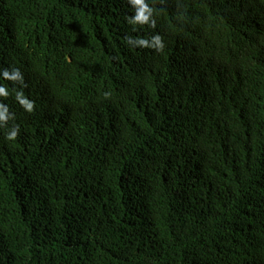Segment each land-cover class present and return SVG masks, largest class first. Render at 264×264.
<instances>
[{
  "label": "trees",
  "instance_id": "trees-1",
  "mask_svg": "<svg viewBox=\"0 0 264 264\" xmlns=\"http://www.w3.org/2000/svg\"><path fill=\"white\" fill-rule=\"evenodd\" d=\"M150 4L0 0V264H264V0Z\"/></svg>",
  "mask_w": 264,
  "mask_h": 264
},
{
  "label": "clouds",
  "instance_id": "clouds-1",
  "mask_svg": "<svg viewBox=\"0 0 264 264\" xmlns=\"http://www.w3.org/2000/svg\"><path fill=\"white\" fill-rule=\"evenodd\" d=\"M127 3L133 9L134 14L126 17L127 23L132 26V31H137L138 26H148L149 28L156 27V20L154 18V8L150 4V0H127ZM126 44L130 47L151 48L160 52L164 48V43L160 34L152 35L150 38H132L127 36L125 38ZM0 78L20 81L23 84V76L18 68H13L11 71L4 69L0 73ZM9 95L8 89L0 85V97H7ZM107 95V94H106ZM16 100L20 103L26 112H32L34 109V102L23 96L22 93L16 94ZM14 113L9 111L6 104L0 103V129L7 127L5 132V139L7 141H15L19 135V125L11 124L9 121L14 120Z\"/></svg>",
  "mask_w": 264,
  "mask_h": 264
}]
</instances>
